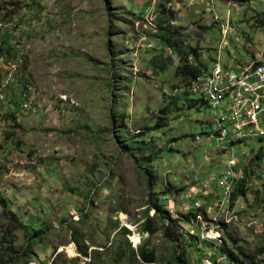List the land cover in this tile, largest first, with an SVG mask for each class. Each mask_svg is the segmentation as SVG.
I'll return each mask as SVG.
<instances>
[{"label":"rangeland","instance_id":"1","mask_svg":"<svg viewBox=\"0 0 264 264\" xmlns=\"http://www.w3.org/2000/svg\"><path fill=\"white\" fill-rule=\"evenodd\" d=\"M166 30L206 71L264 63V0H0L3 264H264V139L234 145L247 194L218 209L224 188L194 192L197 209L194 178L218 182L229 143L191 103Z\"/></svg>","mask_w":264,"mask_h":264},{"label":"built area","instance_id":"2","mask_svg":"<svg viewBox=\"0 0 264 264\" xmlns=\"http://www.w3.org/2000/svg\"><path fill=\"white\" fill-rule=\"evenodd\" d=\"M236 1L230 0V3ZM230 33H232V29L225 26L222 31L223 38H226ZM189 64L192 65V58H189ZM188 91L199 95V101L213 110L216 140L229 143V145L221 146V151L228 154V161L219 181L201 180L195 177L194 182L197 186L188 192V199L195 201V207L200 209L202 200H193L194 192L211 196V192L224 188L225 197L219 201L218 209H230L239 182L246 179L244 177L245 170L240 164L242 158L236 155L234 145L249 137L264 139V63L252 61L232 70L229 66L224 67L218 61L211 71H205L194 78ZM24 106L27 107V103ZM188 205L192 209L193 204ZM207 209H215V207L210 206ZM197 218L201 220V215L199 214ZM118 220L121 225L128 226L127 218L119 217ZM214 220L215 223L218 222V219ZM202 227L204 228L202 229L204 238L207 241L216 240L210 236L212 232H216V225L203 224ZM143 236L145 237V233ZM139 237V243H141L142 238ZM53 262L54 260H51L49 264H53Z\"/></svg>","mask_w":264,"mask_h":264},{"label":"trees","instance_id":"3","mask_svg":"<svg viewBox=\"0 0 264 264\" xmlns=\"http://www.w3.org/2000/svg\"><path fill=\"white\" fill-rule=\"evenodd\" d=\"M166 32H168L169 34L161 37L162 43H163V45H165V46H167L173 50V53L176 56L177 61L179 63L177 65L176 74L178 76L182 77L183 82H185V85L187 87H189L192 80L194 78L200 76L201 74H203L207 70V68H206V66H204L203 64H201L199 62L198 63L195 62L194 58L192 57V56H194L195 60L199 61L198 49L192 47L190 50H186L184 48L182 42L179 39L181 37V30H177V31L166 30ZM169 57H171V56H169ZM189 58H192V65L189 64ZM167 61H169L171 63L170 65H173V64H175L176 60L174 58L173 59L168 58ZM160 69L163 72V71L167 70V66L161 65ZM191 103H193V106H198L200 104H204L202 101H199V100H194ZM190 106H192V105H190ZM260 157H261V155L259 154L258 158L260 159ZM248 186L249 185H248L247 179H244V180L239 182L238 187H237V189L234 193V196H233V203H235L239 197L245 196L247 194ZM0 206L3 207L4 209H9L8 202L2 195H0ZM153 206L158 208L156 202L153 204ZM157 212H158L157 214H160L161 212H164V214H166L165 211L162 209H158ZM164 219L166 221L172 220L169 217H164ZM171 222L176 223L175 220L171 221ZM167 229H168V227L166 228V231H167ZM154 230L155 229L152 227V225L150 223H147L143 233L153 234L155 232ZM124 231L126 233H129V231L127 229H124ZM83 253L86 254V252H84V251H83ZM212 254H211V257H213L214 262H215L216 254L215 253H212ZM154 255H155L154 252L149 251L147 248H143L139 252V256L143 259V261L145 263L156 262ZM23 258L24 259L27 258L26 253H23ZM179 259L181 260V257H179L178 260L176 259L178 264H185L186 261H184V263H182V261H180ZM28 262L29 261L26 260L25 264H29ZM0 264H3L2 261H0ZM10 264H12V261Z\"/></svg>","mask_w":264,"mask_h":264},{"label":"bare ground","instance_id":"4","mask_svg":"<svg viewBox=\"0 0 264 264\" xmlns=\"http://www.w3.org/2000/svg\"><path fill=\"white\" fill-rule=\"evenodd\" d=\"M213 233H215L216 235H214ZM217 235L219 236V233H216V232H212L211 234H210V236L213 238H217Z\"/></svg>","mask_w":264,"mask_h":264},{"label":"clouds","instance_id":"5","mask_svg":"<svg viewBox=\"0 0 264 264\" xmlns=\"http://www.w3.org/2000/svg\"><path fill=\"white\" fill-rule=\"evenodd\" d=\"M144 238H146V237H143L142 239H144ZM141 242H142V240H141ZM141 244V243H140Z\"/></svg>","mask_w":264,"mask_h":264}]
</instances>
